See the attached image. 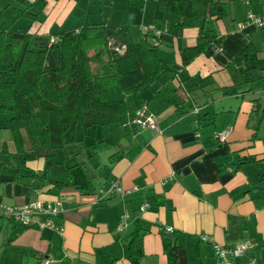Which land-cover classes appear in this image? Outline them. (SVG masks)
Masks as SVG:
<instances>
[{
  "label": "crops",
  "instance_id": "crops-1",
  "mask_svg": "<svg viewBox=\"0 0 264 264\" xmlns=\"http://www.w3.org/2000/svg\"><path fill=\"white\" fill-rule=\"evenodd\" d=\"M67 4L69 0H46L43 20L33 22L31 28L43 33L60 29L46 30V27L58 19V7ZM109 9L106 13L99 11L103 14L97 22H126L124 24L136 27L152 22L158 29L156 38L160 41L157 54L166 66L135 94H123L116 84L107 87L110 99L124 101L123 109L115 113L112 120L119 121L124 131L123 144L115 145L122 156L111 163L108 159L103 160L99 173L103 181L116 178L124 190L103 197H96L93 192L82 193L69 185L49 186V190L44 191L41 187L33 188L14 181L8 173H0V204L58 199L62 208L60 231L18 224H14L19 227L18 231L6 229V218L0 214V232L3 231L0 243L7 241L5 250L0 248V264H38L44 258L46 264H74V261L78 264H129L122 254V243L135 224L142 232V264H166L161 245L164 232L177 237L175 264H197L198 261L216 264L214 243L227 246L246 239L256 243L255 249L248 246L245 256L229 258L228 264L248 263L250 255H255L260 264H264V186L247 184L258 178L251 162H243L234 172L229 171V164H233L236 157L251 154L264 157V111L255 128L254 119L248 118L254 99H263L264 94L256 89L258 94L254 93L252 98L243 99L240 94L238 102L220 101L214 106L206 100L197 102L199 76L216 68L228 78L227 73L222 72L223 66H229L225 62L226 55L220 57L217 67H214L216 61L211 54L201 52L182 64L178 46L193 44L201 30L191 26L172 34L169 31L171 18L159 13L155 0H112ZM225 9L221 18L204 21L205 26H212L220 36V50L215 52L236 53L243 46L244 50L252 49L253 55L259 51L255 57L261 59V65L246 68L256 72L262 90L264 28H256L264 25L256 26L245 18V14L263 11L264 0H228ZM255 37L259 39L258 43ZM169 53L172 54L170 58ZM243 68L237 65L230 70L241 72ZM140 104L154 115L158 131L131 123L133 108ZM7 116V112H0V147L3 143L11 150L10 131L5 126ZM225 129H228L225 138L219 141L216 134ZM21 133L24 150H28L29 144L22 130ZM26 163L40 171L44 159L33 157ZM77 181L85 186L87 180ZM236 187L246 190L232 195L229 191ZM145 200L147 206L138 211V206ZM166 226L170 229L166 230Z\"/></svg>",
  "mask_w": 264,
  "mask_h": 264
},
{
  "label": "trees",
  "instance_id": "trees-1",
  "mask_svg": "<svg viewBox=\"0 0 264 264\" xmlns=\"http://www.w3.org/2000/svg\"><path fill=\"white\" fill-rule=\"evenodd\" d=\"M1 1L0 112L8 113L5 126L10 131L13 149L8 150L2 143L0 173H8L14 181L29 184L33 188L41 187L44 191H48L49 186L69 185L82 193H96L102 183L88 187L80 184L77 179L69 178V167L80 161L65 165V180L48 178L26 161L33 156L45 158L57 149L48 141V111L54 113L60 131L76 120L83 124V115L88 108L95 110L102 118L105 115L112 120L113 115L123 109L124 101L110 99L107 93L109 85L116 84L123 94H135L153 81L166 67L157 54L160 43L156 38L158 29L152 22L141 23L136 27L135 39H132L127 31V24L81 20L77 26L66 30L37 32L31 26L33 22L43 20L46 0ZM226 1L228 0H155L159 13L170 16L169 31L172 34H177L180 28L191 26L201 30L197 32L193 44L178 46L182 64L196 53L210 55L215 52L220 36L212 26H205L204 21L221 18L225 14ZM120 44H123L121 49L114 47ZM249 46L250 43L246 48ZM252 58L250 67L261 65V59L255 55ZM91 62L102 63L105 68L92 71ZM260 79L264 86L262 75ZM253 105V112L251 110L248 113V118L254 119L255 128L259 115L264 111V95L263 99L256 97ZM108 120L109 118H104L100 122ZM81 127L83 129L84 125ZM21 130L29 144L28 150H24ZM120 156L121 151L110 152L107 155L108 163ZM246 156L236 157L233 164H229V171L234 172L243 162H251L257 170L258 178L247 184L264 186V157L252 154ZM42 183L46 184L44 188ZM243 190L246 188L236 187L229 192L235 195ZM0 214L6 218L10 229L18 231L19 227L14 224L24 225L6 217L2 212ZM141 233L135 224L122 243V254L129 264H142ZM252 243L250 246L253 248L257 246ZM178 244L175 235L167 232L161 234L166 264H175V249ZM250 256L248 264H251L250 260H254V264H260L258 257ZM43 260L47 262L45 258L40 262Z\"/></svg>",
  "mask_w": 264,
  "mask_h": 264
},
{
  "label": "rangeland",
  "instance_id": "rangeland-1",
  "mask_svg": "<svg viewBox=\"0 0 264 264\" xmlns=\"http://www.w3.org/2000/svg\"><path fill=\"white\" fill-rule=\"evenodd\" d=\"M70 1H72V4ZM111 1L112 0H69V4L62 8H60V6L58 7V19H54L48 25V27H46V30L48 28L58 27L61 30H66L78 24L81 20H83V18H86V20H95V22H97L100 20L99 18L101 17V14L110 10L109 6ZM0 2L2 1L0 0ZM115 2H117V0H115ZM229 5L231 6L232 4L229 3ZM100 10L103 13H99ZM55 12L57 11L55 10ZM262 28H264V26L258 27L256 30ZM127 31L130 32L133 37H136L137 33L135 25L127 24ZM255 38L258 43L259 39L257 37ZM260 48L261 44L259 45V49ZM242 49V52H231V54L226 52H214L215 54L212 53L210 55V57L216 61L214 67H217V63L221 61L220 57L226 55L227 59L225 62H228L229 66H223L224 68H222V72L227 73L228 78L220 74V69L216 68L207 72V74L203 77L199 76L197 78V82L200 84L198 86L200 88V95L195 96L197 102L201 103L202 101L206 100L207 102H212L214 106L220 101L226 102L227 100H232L233 103L238 102L239 99L237 97H239L240 94L243 99L249 97L252 98L254 93L258 94V90L256 89H260L259 93H264V89L261 90V84L258 77L256 76V72L250 68H245L250 67L249 65L253 61V51L252 49L244 50L245 46H243ZM258 52L259 51H256L255 55H259ZM261 52V57H264V49H261ZM167 56L170 58L172 54L169 53ZM237 65L244 67L241 72H239L238 69L236 72L230 70L232 67H237ZM98 68H105V65L97 62L90 63V70L95 71ZM175 76L176 75L173 77ZM224 84H229V86H225ZM172 85L175 87L173 82ZM172 85L170 86L171 89L173 87ZM230 89L232 91H230ZM123 113L124 111L120 114ZM103 116L104 117L102 118V116H99L95 110L88 108L83 115V124H80V121L76 120L71 122L69 127H67L65 130L60 131L58 122L56 119H54V113L52 111H48V141L50 145L57 147V149L54 151V153H51L45 158L42 156L44 163L43 169L40 170V172L51 179L65 180L67 178L65 165H70L74 161H80L78 164L69 167V178L77 180L85 179L87 180L86 185L88 187L96 186L97 184L102 183L103 177L99 173L102 170L101 168H103L102 161L107 159V155L110 152H113L117 149L115 147L116 144H123L124 134L119 121H112L113 119L110 120L109 116ZM104 118H109V120L107 122H100ZM82 125H84L83 129L81 127ZM48 173L50 175H48ZM45 186L46 184L42 183V187L44 188ZM6 229H9L8 225H6ZM2 232H0V235ZM6 246L7 241L2 240L0 243L1 250H3V248L5 250ZM243 256L245 255L243 254L239 257ZM32 260L34 259L32 258ZM74 264H78L77 261H74ZM243 264L248 263L244 261Z\"/></svg>",
  "mask_w": 264,
  "mask_h": 264
},
{
  "label": "built area",
  "instance_id": "built-area-1",
  "mask_svg": "<svg viewBox=\"0 0 264 264\" xmlns=\"http://www.w3.org/2000/svg\"><path fill=\"white\" fill-rule=\"evenodd\" d=\"M245 18L255 23L257 26L264 24V10L261 12L247 11ZM117 49L123 47L122 44L114 46ZM220 47L215 48L217 51ZM131 123L137 127H150L156 129L154 117L151 113L145 112L144 106L137 107L133 111ZM222 138V137H220ZM98 193L101 196L120 193L119 187H117L115 181L110 179L106 181ZM146 206V202L143 201L138 206V211H141ZM1 212L7 217L12 218L15 222H19L26 226H32L36 228L48 227L60 231L62 226L60 224L61 202L59 200H52L50 202H43L38 199H32L19 205L0 204ZM116 227H119L117 224ZM166 230L170 227L166 226ZM253 243L249 240H240L232 245L213 244V254L217 257L216 264H228L229 258L239 257L244 254L247 247ZM43 260L39 264H45ZM251 264H254V260H250Z\"/></svg>",
  "mask_w": 264,
  "mask_h": 264
},
{
  "label": "bare ground",
  "instance_id": "bare-ground-1",
  "mask_svg": "<svg viewBox=\"0 0 264 264\" xmlns=\"http://www.w3.org/2000/svg\"><path fill=\"white\" fill-rule=\"evenodd\" d=\"M141 106H144L145 112H149L144 104H142V105H140V106H138V107H141ZM136 108H137V107H136ZM149 113H151V112H149ZM151 114H152V113H151ZM152 115H153V114H152ZM153 117H154V115H153ZM131 118H132V117H131ZM227 131H228V129H225V130H223V131L217 133V134H216L217 139H219V141H223V139L225 138V135H226ZM220 137H222V138H220ZM112 179L115 181L117 187H119V189H120V193L123 192L124 189H123V187H122L121 185H119V182L117 181V179L114 178V177H112ZM101 188H102V185L98 187V190H100ZM145 202H146V206H147V203H148V202H147L146 200H145ZM146 206H145V207H146Z\"/></svg>",
  "mask_w": 264,
  "mask_h": 264
},
{
  "label": "clouds",
  "instance_id": "clouds-1",
  "mask_svg": "<svg viewBox=\"0 0 264 264\" xmlns=\"http://www.w3.org/2000/svg\"><path fill=\"white\" fill-rule=\"evenodd\" d=\"M264 25V24H263ZM257 26V25H256ZM262 26V25H261ZM123 45V44H122ZM219 47H220V45H219ZM264 89V88H263ZM110 179H112V178H110ZM109 179V180H110ZM106 181H108V180H105V181H103L102 182V185L106 182ZM94 194H96L98 197H103V196H101L99 193H98V190H96V193H94ZM109 195H113V193L112 194H109ZM109 195H105V196H109ZM56 200H58V199H56ZM60 201V200H59Z\"/></svg>",
  "mask_w": 264,
  "mask_h": 264
}]
</instances>
